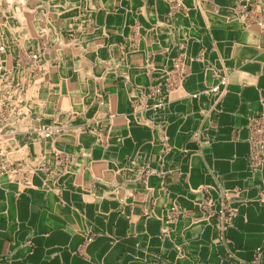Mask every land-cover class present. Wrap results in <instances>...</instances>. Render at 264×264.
<instances>
[{
	"label": "crops",
	"instance_id": "crops-1",
	"mask_svg": "<svg viewBox=\"0 0 264 264\" xmlns=\"http://www.w3.org/2000/svg\"><path fill=\"white\" fill-rule=\"evenodd\" d=\"M1 46L0 264H264V0H0Z\"/></svg>",
	"mask_w": 264,
	"mask_h": 264
},
{
	"label": "rangeland",
	"instance_id": "rangeland-1",
	"mask_svg": "<svg viewBox=\"0 0 264 264\" xmlns=\"http://www.w3.org/2000/svg\"><path fill=\"white\" fill-rule=\"evenodd\" d=\"M6 76H7V72L0 73V85L1 84H4L3 81H4V79L5 80L7 79ZM3 77H4V79H3ZM13 81L16 82V84H19V83H17L18 80L16 79V77H14V78H12L10 80L7 79V82L9 84H10V82H13ZM226 81H227V79L222 78L221 81H220V83H219V85H216L215 87H212L210 91L213 92V93L218 92L223 86L226 85ZM17 91L18 90H14L10 94H7V93L6 94H4V93L3 94H0V105H1V103H6V101H7V103L8 102L9 103H11V102H14V103L15 102H19V100H18V97L19 96H20L19 99H21L20 100V102H21L22 101V94H19ZM151 96H152V98H151ZM195 96L197 97L198 95H195ZM10 98H13L14 100L13 99H10ZM148 99L149 100H152V101H156V102L162 103V102H165L167 98H166V95L165 94L159 93V94L148 95Z\"/></svg>",
	"mask_w": 264,
	"mask_h": 264
},
{
	"label": "bare ground",
	"instance_id": "bare-ground-1",
	"mask_svg": "<svg viewBox=\"0 0 264 264\" xmlns=\"http://www.w3.org/2000/svg\"><path fill=\"white\" fill-rule=\"evenodd\" d=\"M21 1V0H20ZM58 1V0H57ZM4 2V1H3ZM12 3H13V1H11ZM19 2V1H18ZM43 2V1H42ZM46 2H47V0H46ZM51 3V2H50ZM11 4V3H10ZM46 4V3H45ZM6 5H8V4H6ZM30 5H31V3H30ZM25 6V5H24ZM55 6V5H54ZM4 7V6H3ZM39 7V6H38ZM59 9V8H58ZM60 9H62V8H60ZM65 9V8H64ZM20 10V9H19ZM63 10V9H62ZM42 11V10H41ZM67 11V10H66ZM20 12V11H19ZM18 12V13H19ZM29 13V12H28ZM9 15V14H8ZM7 15V16H8ZM10 15H11V13H10ZM41 17V16H40ZM21 18V17H20ZM14 20V19H13ZM41 20V19H40ZM36 21V20H35ZM53 21V20H52ZM19 22V21H18ZM29 22V21H28ZM20 23V22H19ZM33 23V22H32ZM13 25V24H12ZM33 25V24H32ZM35 26H36V24H34ZM48 25V24H47ZM7 27V26H6ZM51 27V26H50ZM40 28V27H39ZM22 29V28H21ZM20 29V30H21ZM14 30V29H13ZM3 32V31H2ZM15 32V31H14ZM32 33V32H31ZM16 34H17V32H16ZM44 34V33H43ZM6 35V34H5ZM53 36V35H52ZM49 38V37H48ZM13 41V40H12ZM52 41V40H51ZM3 42V41H2ZM50 42V41H49ZM18 43V42H17ZM20 44V43H19ZM28 45V44H27ZM58 46V45H57ZM6 49V48H5ZM5 49H4V51H2V62H1V65H2V70H1V72L0 73H3V72H6L5 70V60H3V54L4 53H6L5 52ZM11 51V50H10ZM18 51V50H17ZM21 51V50H20ZM79 51V50H78ZM86 52V51H85ZM21 53V52H20ZM74 55V54H73ZM19 56V55H18ZM81 56V55H80ZM14 57V56H13ZM5 59H6V57H5ZM14 60H16V59H14ZM71 60H73V59H71ZM78 60V59H77ZM13 64V63H12ZM19 66V65H18ZM67 66V65H66ZM36 67V66H35ZM80 67V66H79ZM32 68V67H31ZM68 68V67H67ZM83 68V67H82ZM8 70V69H7ZM79 70V69H78ZM62 71V70H61ZM75 71V70H74ZM60 72V71H59ZM66 72V71H65ZM72 72V71H71ZM78 73V72H77ZM10 74V73H9ZM22 74V73H21ZM66 75V74H65ZM71 75V74H70ZM66 77V76H65ZM6 78H8L7 76H6ZM20 78V77H19ZM68 78V77H67ZM3 79H4V77H3ZM5 80V79H4ZM77 81H79V80H77ZM37 82V81H36ZM39 82V81H38ZM11 83V82H10ZM38 84V83H37ZM36 84V85H37ZM6 85V84H5ZM9 85V84H8ZM7 85V86H8ZM18 85V84H17ZM35 86V85H34ZM33 86V87H34ZM56 86V85H55ZM88 86V85H87ZM86 87V86H85ZM4 88H6V87H4ZM77 88V87H76ZM81 88V87H80ZM53 90V89H52ZM51 91V90H50ZM2 92V91H1ZM5 94V93H4ZM49 94V93H48ZM67 95V94H66ZM7 97V96H6ZM20 97V96H19ZM19 97H18V100L20 101L21 99H19ZM71 97V96H70ZM3 98V97H2ZM10 99H13V98H10ZM65 99V98H64ZM14 100V99H13ZM30 100V99H29ZM38 101V100H37ZM7 102V101H6ZM64 102V101H63ZM16 103V102H15ZM43 104V103H42ZM14 107V106H13ZM14 111V110H13ZM19 112V111H18ZM2 113V112H1ZM18 114V113H17ZM25 115V114H24ZM1 139H2V137H1ZM7 146V145H6ZM12 147V146H11ZM11 152V151H10Z\"/></svg>",
	"mask_w": 264,
	"mask_h": 264
},
{
	"label": "built area",
	"instance_id": "built-area-1",
	"mask_svg": "<svg viewBox=\"0 0 264 264\" xmlns=\"http://www.w3.org/2000/svg\"><path fill=\"white\" fill-rule=\"evenodd\" d=\"M2 51H4V47L1 46L0 47V71L2 70ZM34 58L37 59L38 56L34 55ZM48 137L51 135V131H48L46 134ZM8 171V164H7V160L5 158V156L0 154V176L6 174Z\"/></svg>",
	"mask_w": 264,
	"mask_h": 264
}]
</instances>
